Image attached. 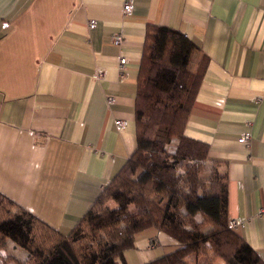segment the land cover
Masks as SVG:
<instances>
[{"label": "crops", "instance_id": "crops-1", "mask_svg": "<svg viewBox=\"0 0 264 264\" xmlns=\"http://www.w3.org/2000/svg\"><path fill=\"white\" fill-rule=\"evenodd\" d=\"M122 4L0 0V192L70 232L136 149L147 27L170 26L207 58L185 132L227 170L229 216L264 256V0H134L130 14ZM177 245L149 227L126 260L147 264Z\"/></svg>", "mask_w": 264, "mask_h": 264}, {"label": "trees", "instance_id": "trees-1", "mask_svg": "<svg viewBox=\"0 0 264 264\" xmlns=\"http://www.w3.org/2000/svg\"><path fill=\"white\" fill-rule=\"evenodd\" d=\"M185 33L149 25L138 74L137 146L68 233L0 192V264H128L135 234L155 227L178 245L147 264H264L229 227L227 170L207 142L186 134L207 58ZM221 260V263L218 262Z\"/></svg>", "mask_w": 264, "mask_h": 264}, {"label": "built area", "instance_id": "built-area-1", "mask_svg": "<svg viewBox=\"0 0 264 264\" xmlns=\"http://www.w3.org/2000/svg\"><path fill=\"white\" fill-rule=\"evenodd\" d=\"M122 6H123L124 14H130V13H132V11L134 9V0H123ZM89 26L90 27L96 26V20L95 19L90 20L89 21ZM113 42L115 44H120L122 42V36L120 34L114 35ZM126 62H127V58L125 56L121 57L120 60H119L120 68L125 67ZM98 76H103V71L102 70L98 71ZM108 101H109V103L114 102L115 101V97L112 96V95L108 96ZM115 124H116L117 129L121 131V130H124L127 127L128 121L126 119L120 118V119H117L115 121ZM251 136H252L251 132L249 130H247V131L243 132V134L239 138V141L242 142V143H245V144H249ZM261 213H264V210H262ZM241 225H243L242 220L237 219V218H230L229 219V227L230 228L237 229ZM150 241H151V243H153L152 242L153 240H150Z\"/></svg>", "mask_w": 264, "mask_h": 264}, {"label": "rangeland", "instance_id": "rangeland-1", "mask_svg": "<svg viewBox=\"0 0 264 264\" xmlns=\"http://www.w3.org/2000/svg\"><path fill=\"white\" fill-rule=\"evenodd\" d=\"M10 255L19 259H24L27 255V251L19 246H16L12 241H10L7 248L1 251L2 257H0V262Z\"/></svg>", "mask_w": 264, "mask_h": 264}]
</instances>
